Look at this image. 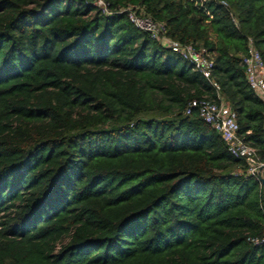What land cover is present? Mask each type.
<instances>
[{"label": "trees", "instance_id": "16d2710c", "mask_svg": "<svg viewBox=\"0 0 264 264\" xmlns=\"http://www.w3.org/2000/svg\"><path fill=\"white\" fill-rule=\"evenodd\" d=\"M0 0V264H264L263 183L188 103L210 83L133 27L204 48L264 160V0Z\"/></svg>", "mask_w": 264, "mask_h": 264}, {"label": "built area", "instance_id": "2783aa9c", "mask_svg": "<svg viewBox=\"0 0 264 264\" xmlns=\"http://www.w3.org/2000/svg\"><path fill=\"white\" fill-rule=\"evenodd\" d=\"M91 3L109 14L103 0H90ZM225 6L224 1H218ZM125 14L127 21L136 29L143 31L151 39L168 48L183 61L190 64L213 88L214 96L202 97L188 103L184 113L188 114L190 108L197 110L198 116L220 136L226 146V150L232 156L241 157L245 164V173L255 176L259 180L264 169V160L259 159L253 146L244 142L237 134V123L234 111L219 93L218 85L211 79L212 60L204 48H195L190 43H180L166 35L164 24L152 20L150 17L136 12L130 6L117 10ZM241 65L244 70V78L253 94L262 101L264 106V63L254 47L252 40L246 38L245 52L241 57ZM264 113V109H263ZM264 131V122H263Z\"/></svg>", "mask_w": 264, "mask_h": 264}, {"label": "rangeland", "instance_id": "374dc122", "mask_svg": "<svg viewBox=\"0 0 264 264\" xmlns=\"http://www.w3.org/2000/svg\"><path fill=\"white\" fill-rule=\"evenodd\" d=\"M263 179H264V169L261 171V175H260ZM264 190V184H263V189ZM264 192V191H263ZM264 194V193H263Z\"/></svg>", "mask_w": 264, "mask_h": 264}, {"label": "water", "instance_id": "95a60500", "mask_svg": "<svg viewBox=\"0 0 264 264\" xmlns=\"http://www.w3.org/2000/svg\"><path fill=\"white\" fill-rule=\"evenodd\" d=\"M259 180H260L261 183L264 182V179L261 176H259Z\"/></svg>", "mask_w": 264, "mask_h": 264}, {"label": "crops", "instance_id": "0c3cea01", "mask_svg": "<svg viewBox=\"0 0 264 264\" xmlns=\"http://www.w3.org/2000/svg\"><path fill=\"white\" fill-rule=\"evenodd\" d=\"M263 204H264V195H263Z\"/></svg>", "mask_w": 264, "mask_h": 264}]
</instances>
